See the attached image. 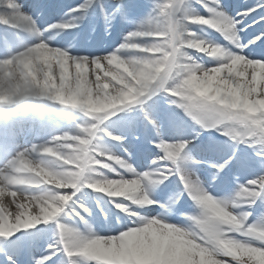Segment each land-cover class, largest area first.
Wrapping results in <instances>:
<instances>
[{"label":"clouds","instance_id":"9594fccd","mask_svg":"<svg viewBox=\"0 0 264 264\" xmlns=\"http://www.w3.org/2000/svg\"><path fill=\"white\" fill-rule=\"evenodd\" d=\"M0 264H264V0H0Z\"/></svg>","mask_w":264,"mask_h":264},{"label":"bare ground","instance_id":"6f19581e","mask_svg":"<svg viewBox=\"0 0 264 264\" xmlns=\"http://www.w3.org/2000/svg\"><path fill=\"white\" fill-rule=\"evenodd\" d=\"M29 10H31V8L29 9ZM59 11V8H58V6H55V5H52V6H50V8H49V14L50 15H52V16H55L56 14H57V12ZM56 12V13H55ZM114 35V39H116V38H118V35H119V26H118V31L115 33V34H113ZM110 43V42H109ZM102 48H103V45H100V46H97L94 50H102ZM30 239V238H29ZM14 242L16 243L17 241L16 240H14ZM32 245V243H30V241L28 242V243H25L24 244V248H25V250H27L30 246ZM14 246V244H12V243H10L9 245H8V247H13ZM25 259H27V255L25 256Z\"/></svg>","mask_w":264,"mask_h":264},{"label":"rangeland","instance_id":"374dc122","mask_svg":"<svg viewBox=\"0 0 264 264\" xmlns=\"http://www.w3.org/2000/svg\"><path fill=\"white\" fill-rule=\"evenodd\" d=\"M117 123H120V122H117ZM190 126V125H189ZM143 139V138H142ZM136 147H139L138 145H135ZM146 146V145H145ZM150 147L151 148V150L155 153V148L154 147H152L150 144L148 145L147 144V147ZM249 164H250V166H251V168L253 169V170H258V166H257V164H256V162L255 161H249ZM204 167H206V166H204ZM235 167L236 166H233L232 168H230L226 173H225V175H228L227 177L229 178V180L231 179V174H230V172H232L233 170H235ZM222 181H223V178H222ZM217 186H219V188H220V184H218ZM230 185H225V184H223V189L224 190H227V187H229ZM221 188V189H222ZM222 189V190H223ZM164 191H167V189H165ZM162 195H163V192L161 193Z\"/></svg>","mask_w":264,"mask_h":264}]
</instances>
